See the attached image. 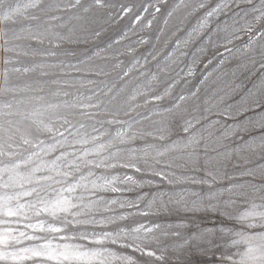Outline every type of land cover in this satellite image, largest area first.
Wrapping results in <instances>:
<instances>
[{
    "label": "snow or ice",
    "instance_id": "snow-or-ice-1",
    "mask_svg": "<svg viewBox=\"0 0 264 264\" xmlns=\"http://www.w3.org/2000/svg\"><path fill=\"white\" fill-rule=\"evenodd\" d=\"M81 0H67L63 6L56 5L57 10H65L80 5ZM184 4L185 0H181ZM243 3L248 7L237 11L239 5ZM6 0H0V38L5 41L4 51H15V47H8L15 40L21 38V33H28L30 41L27 48L32 56H39L41 60L34 62L32 67H13L9 69L7 65L13 63L11 58H5V70L3 80L0 81V225H8L15 218L16 223L24 220H30L32 216L40 217L46 214L52 218L54 223L46 220H38L37 223H24L25 229H32L33 232L40 231L46 235H34L25 231L4 227L0 229V261H12L13 264H22L25 260H33L35 264H111L112 260L131 261L130 256H117L115 252L110 251L103 246V241L110 240L112 244H120L121 247H133L135 251L145 253L149 257L155 256L154 251H147L146 244L142 246L147 236H131V244H123L121 241L126 239L125 229L121 228L118 232H89L76 230L74 236L51 235L66 231L69 225H101L107 222H113L114 219H123V217H107L96 220L94 213L99 206L105 209L110 204H116V200H87L84 192L93 194L101 190H110L115 193L126 190L116 186V183H132L137 187H142L144 182L136 181L133 176L124 174L123 176H95L93 169H115L117 167L125 169H135L142 174H150L158 177L160 183L167 182L170 186L169 191H158L149 193L152 203L158 202V208L162 211L167 210L169 205L184 210L197 211L201 208L205 210L219 211L225 219L235 220L240 230L234 233L239 239L232 240V246L235 251L230 253L231 264H264V184H256L252 180L245 183H235L231 187L225 188L229 193L227 200L222 199V193L215 188L220 175V165L230 158L228 145L221 143L218 137L215 141L211 140L212 133L209 128L215 127L219 121L204 123L207 115H199L201 106L199 103L188 111H175L179 105L173 102L172 107L164 109L160 115L167 116L161 121L155 122L158 126L153 131H133L128 134L127 129L132 128V123L124 121L127 127L124 130H117L114 135L108 133L104 128L105 124H121L116 117L120 112L128 115L131 111L129 106L125 110L124 104H116L112 107L102 104H93L92 95L85 97L88 103L74 93L64 91L63 87L52 91L46 86L51 84L64 85L70 87L67 81L60 79L61 75H67V69H76L77 65H66L63 61L48 63L47 59L57 56L52 48L39 47L45 41L59 46L61 41L68 39L53 31V26L45 17L48 16L51 4L47 0H12L7 3ZM191 7L189 15H194L203 9V15L200 16L198 23L188 34L189 39L182 41L187 47L195 44L197 38L208 36L214 32V36H209L212 45L219 46L222 42L231 43L230 37L236 36V31L228 32L233 25L239 24L240 20L245 21L239 31L248 35V43L254 42L255 37H260L256 43V56L248 57V63H242L240 67L247 69L259 64L264 68V0H195ZM235 6V7H233ZM179 7V5H178ZM220 16L228 17L232 24L227 21L221 23L220 20L212 21L213 27L208 28L209 19ZM52 20L60 19L52 16ZM25 22L30 23V27H25ZM18 29V30H17ZM227 43L223 46L227 48ZM28 55L29 53H24ZM17 57L21 53H16ZM168 55H171L169 53ZM185 55L181 52V56ZM196 60L193 59V63ZM39 69L38 75L33 83L25 84L21 87L12 79V73H29ZM46 69H53L48 71ZM163 71V69H161ZM127 75V72L124 73ZM188 75L192 74L191 67L188 69ZM179 75V73L177 74ZM47 77L48 79H45ZM155 78V77H153ZM92 81H90L91 83ZM201 81V83H205ZM236 89L233 88L234 92ZM92 91V90H90ZM63 94L70 99H64L57 103H52L47 99L51 95L59 97ZM168 89H165L167 95ZM217 96V91H212L211 96L205 100V113L214 115H224L235 119L242 117L238 121L241 131L248 137L254 139H243L240 145L236 146L239 151L251 148L252 145L259 142L264 159V74L253 83L247 93L241 97L236 104L230 105L228 109L219 110L212 113V100ZM191 97L198 99L197 92L191 93ZM189 97L180 95L177 101H184ZM153 100H160V95L152 97ZM225 97H220L222 103ZM149 101L145 99V103ZM96 108L98 111H89ZM235 108L233 114L231 111ZM101 112L112 116V119L102 120L97 117ZM147 119V117H145ZM135 120V118H133ZM138 122V121H136ZM100 125V127H97ZM88 128L98 135H92L87 131ZM83 130V131H82ZM179 131V135L173 138V133ZM232 128L225 125L223 139H228V134ZM208 132V136L204 133ZM101 136L109 138L101 140ZM143 141V146L131 147L136 141ZM91 144V147L87 145ZM124 145L125 147H121ZM79 146V147H77ZM74 149L68 151V149ZM115 149V151H113ZM223 149V150H221ZM107 155H103V153ZM59 153V154H56ZM95 157L89 159V157ZM143 161V167L139 162ZM114 161V162H113ZM247 163L252 161L245 157ZM256 168L264 170V164H257ZM82 169H87L85 175ZM203 172V177L196 175H177V172ZM77 174L78 178H77ZM227 176V174H225ZM239 176H252L256 178L255 169L243 170L238 174L227 176V179L233 180ZM90 177H94L89 179ZM210 178V179H209ZM264 178V172H262ZM103 181V183H98ZM188 182L193 185L206 186V191H189L179 186ZM148 185L154 182L148 180ZM90 186V187H89ZM247 188L248 191L244 189ZM78 189H81L78 193ZM236 189L241 191L236 192ZM237 197L236 200L231 198ZM32 199L25 200L24 198ZM261 203L257 204L256 199ZM145 197L138 195L137 200L143 201ZM216 200V204L212 201ZM238 201L246 207L243 212L237 211L234 215L227 212L226 209L235 205ZM121 206L124 202H120ZM130 206H135V201L127 202ZM148 215V213H141ZM69 217H71L69 219ZM78 217H86L79 219ZM59 225V226H58ZM186 225H181L184 227ZM156 228L172 226L154 225ZM151 234L153 228H145L143 224L131 229V232L140 234L141 231ZM220 231L223 232L221 228ZM164 235H169L167 231ZM174 234V233H173ZM130 235V234H129ZM203 232L193 235L186 239L185 243L191 239L202 237ZM229 237L233 235L231 231L227 233ZM78 239L80 241H89L100 247H88L85 244H71L67 241ZM159 241V237H153ZM23 240L39 241L28 247H20ZM55 240L65 241L64 243H53ZM137 241H140L139 243ZM9 249H12L9 251ZM163 252V249H160ZM239 257V259H236ZM163 259V256L156 257Z\"/></svg>",
    "mask_w": 264,
    "mask_h": 264
},
{
    "label": "rangeland",
    "instance_id": "rangeland-1",
    "mask_svg": "<svg viewBox=\"0 0 264 264\" xmlns=\"http://www.w3.org/2000/svg\"><path fill=\"white\" fill-rule=\"evenodd\" d=\"M12 0H6L11 3ZM51 4V9L46 19L53 26V31L62 36L67 37L59 43V46L53 47L47 41L39 47L52 48L57 56L47 59L48 63H56L63 61L64 64L77 65L76 69H67V75H61L62 81H67L70 87L64 85L49 84L46 87L52 91L63 87L64 91L74 93L88 103L85 97L92 95L91 103L102 104L112 107L116 104H124L125 110L130 106L131 111L128 115L120 112L116 117L121 121V124L108 125L104 128L108 133L114 135L117 130H124L127 126L124 121L132 123V128L127 129L128 134L133 131H153L158 125L155 122L161 121L167 116L160 113L164 109L172 107L173 102H177L179 107L175 111L183 112L188 109L189 112L197 103L201 106L199 115H207L205 124L209 122L219 121L215 127L209 128L212 133L211 140L215 141L218 137L221 138V143L227 144L228 151L231 153L220 167V175L215 188L222 193V199L227 200L229 193L225 192V188L231 187L235 183H245L252 180L256 184H264L262 172L264 170L256 168L257 164H264V159H261L262 149L257 141L251 148L244 151L234 150L237 145L248 137L246 133L240 130L238 121L242 117L235 119L224 115H214L205 113V100L211 96L212 91H217V96L213 98L212 113L219 110L228 109L230 105L240 101L248 89L254 82L264 74V68H260L259 64L254 67L249 66L247 69L240 67L242 63H248V57L253 56L257 60L255 41H259L260 37H255L253 43H248V35L245 32L239 31L243 27L245 21L240 20L239 24L233 25L228 29V32L222 33L227 35L231 31H236L234 37H230L231 43L222 42L219 46H213L209 36H214L209 33L208 36L202 35V38H197L195 44L185 46L182 41L189 39V33L198 23L200 16L204 10L201 9L194 15H189L192 11L191 7H186L185 4L192 5L195 0H185L182 4L181 0H81L80 5L65 9L57 10L56 5L63 6L67 0H47ZM179 5V7H178ZM235 7V6H233ZM248 6L241 3L237 11L246 9ZM56 16L60 19L52 20L51 17ZM220 20L221 23L227 21L232 24L228 17L216 16L209 19L208 28L213 27L212 21ZM29 22H25V27H30ZM3 27V25H0ZM18 30V29H17ZM28 33H21L19 40L13 41L8 47H15V51H4L5 41L0 38V81L3 80L5 70L4 59L11 58L13 63L7 65L9 69L13 67H32L34 62H39L41 57L32 56L27 45ZM227 43V48L223 46ZM21 55L17 57L16 53ZM28 52V55L24 53ZM181 52L185 55L181 56ZM171 53V55H168ZM193 59L196 60L193 63ZM191 67L192 74L188 75V69ZM163 69V71H161ZM54 71L53 69H46ZM39 69L29 73H12L11 77L21 87L25 84H31L34 78L38 75ZM127 72V75L124 73ZM179 73V75H177ZM155 77V78H153ZM45 79H48L45 77ZM205 83H201L204 81ZM90 81H92L90 83ZM236 90L233 92L232 89ZM165 89H168L165 95ZM92 90V91H90ZM197 92L198 99L191 97V93ZM160 95V100H153L152 97ZM184 95L189 97L184 101H177V97ZM220 97H225L223 102H220ZM61 93L59 97L47 96V99L52 103L60 102L64 99H70ZM145 99L149 102L145 103ZM89 111L96 112V108H91ZM233 114L236 109L232 108ZM147 117V119H145ZM98 119L108 120L112 116L101 112ZM135 118V120H133ZM138 121V122H136ZM237 122V123H236ZM232 128L228 134V139H223L224 126ZM100 127V125H97ZM83 131V130H82ZM87 131L92 135L98 133L92 132L91 128ZM179 131L173 133V138L179 135ZM208 136V132L204 133ZM108 136H101V140H107ZM89 144L87 147H91ZM131 147L143 146V141H136L130 145ZM79 147V146H77ZM121 147H125L122 145ZM74 149L69 148L68 151ZM223 150V149H221ZM115 151V149H113ZM59 154V153H56ZM107 155V153H103ZM245 157L251 160V163L245 161ZM89 157V159H93ZM114 162V161H113ZM139 166L143 167V161L139 162ZM255 169L256 178L252 176H239L236 179L229 180L227 176L238 174L243 170ZM83 173L87 174V169H82ZM95 176H123L124 174L133 176L136 181L144 182L142 187H137L135 184L116 183V186L121 189H126L118 192L110 190L92 192H84L87 200H116V204L108 205L105 209L99 206L94 213L93 218L96 220L105 219L107 217H123V219H114L113 222H105L101 225H85L72 226L69 225L65 232L51 235H66L74 236L77 229L89 232H118L121 228L125 229L124 235L128 238L123 239L121 243L131 244V236H147L142 246L146 244L145 252L154 251L155 256L149 257L145 253L134 250L133 247H121L120 244H112L110 240L103 241V246L110 251L115 252L117 256H130L131 261L112 260L111 264H231L229 254L235 251L232 246L233 239H239L234 233L240 230L239 224L235 220L225 219L219 211L205 210L201 208L197 211L184 210L177 208L174 205H169L167 210H160L158 202H149L152 197L149 193L158 191H169L170 186L167 182L160 183L158 177H153L150 174H142L135 169H125L117 167L115 169H93ZM196 175L203 177V172H177V175ZM227 174V176L225 175ZM77 174V178H78ZM94 177H90L92 179ZM210 179V178H209ZM152 180L154 183L148 185L146 182ZM103 183V181H98ZM90 187V186H89ZM180 188L189 191H206V186L193 185L188 182L179 186ZM248 191L247 188L244 189ZM78 193L82 191L77 190ZM236 192L241 189H236ZM138 195H143V201L137 200ZM231 198L236 200L237 197L232 195ZM25 200L32 199L31 197L24 198ZM135 201V206H130L127 202ZM120 202H124L121 206ZM257 204L261 201L257 198ZM217 201L213 200L212 204ZM246 207L242 202L238 201L235 205L226 209L227 212H232L234 215L237 211L243 212ZM148 215H141V213ZM30 220H24L21 223H16L15 218L8 225H0V229L11 227L16 229V234L19 231H25L34 235H46V233L25 229L24 223H37L38 220H46L50 223L55 221L46 214L40 217L32 216ZM71 217H69L70 219ZM85 219L86 217H78ZM143 224L145 228H153L151 234L145 233L143 230L140 234L131 232L132 228L139 227ZM154 225L172 226L156 228ZM181 225H186L181 227ZM59 226V225H58ZM223 229V232L220 229ZM167 231L169 235H164ZM231 231L233 235L229 237L227 233ZM203 232L202 237L197 239H186ZM174 233V234H173ZM130 234V235H129ZM159 237V241L153 239ZM39 241L23 240L17 249L20 247H28ZM65 241L55 240L53 243H64ZM71 244H85L88 247H100L89 241H80L72 239L67 241ZM138 243L140 241H137ZM163 249V252L160 251ZM12 249H9L11 251ZM163 256V259L156 257ZM239 259V257H236ZM0 264H13L12 261H0ZM22 264H35L33 260H25ZM52 264V262H47Z\"/></svg>",
    "mask_w": 264,
    "mask_h": 264
},
{
    "label": "bare ground",
    "instance_id": "bare-ground-1",
    "mask_svg": "<svg viewBox=\"0 0 264 264\" xmlns=\"http://www.w3.org/2000/svg\"><path fill=\"white\" fill-rule=\"evenodd\" d=\"M237 123V122H236Z\"/></svg>",
    "mask_w": 264,
    "mask_h": 264
}]
</instances>
